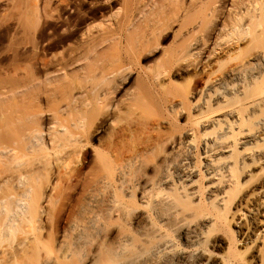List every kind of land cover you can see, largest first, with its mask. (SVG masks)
<instances>
[{"label":"bare ground","instance_id":"bare-ground-1","mask_svg":"<svg viewBox=\"0 0 264 264\" xmlns=\"http://www.w3.org/2000/svg\"><path fill=\"white\" fill-rule=\"evenodd\" d=\"M201 6L205 7L206 5ZM263 7L262 11L261 9L258 10L260 15L255 10L259 17H264ZM205 8L203 13L206 15ZM246 10L245 13L249 12H246ZM255 11L254 14L251 13L253 16L250 12L247 13V16H243L246 15L243 11L241 16L235 12L237 17L232 16L233 21L227 19L231 22L225 20L228 23L224 22V26L222 25L224 29L221 28L222 26L218 27L217 32H220V34L226 31V33H223L224 35H220L215 32L216 30H213L214 36L209 35L211 37H205L204 40L201 37L203 41L199 40V36L194 35V33H198V30L194 32L193 29H198V26L196 28L192 27V31L186 28V26L188 28L191 26L190 23L193 25L195 22L183 23L187 29H183L182 26L183 32L191 31V36L197 37L193 36L196 41L186 37L188 32L184 33V38L188 39L189 42L192 40V42L186 41L189 44H182L185 40L181 38L179 42L182 43L181 45L176 44L179 47L176 46L178 48H174V52L172 50L170 54V50H168L170 55L165 54V52L162 53L164 56L168 55V57L165 56V59L168 60L165 61L163 58L164 62L160 63L158 69L163 68L164 70L163 72L162 69H160V72H155V70L156 75L153 72L149 81L150 85L159 94V103L154 101V96H151V89L147 91L150 93L147 96L150 102L160 104L159 108L162 111L160 118L158 115L156 121L151 122L149 121L151 117L146 119L148 115L144 113L148 111V114L151 109L149 108L151 104L148 103V98L145 96L147 98V101H145L142 94L131 95V110L134 109L135 112H139L138 115L140 114L137 116L140 119L133 122L134 124L132 123L134 127V131L131 130L132 133L138 134L135 135L136 137L131 143V149L128 148L131 152L130 150L128 152L126 148L127 152L131 154H126V151H123L125 146L124 149L121 148L123 149L122 153H119L120 148L117 150L115 147L117 155H115V149H113L114 153L112 154L107 153L112 152L111 149L109 151L105 150V152L107 151L106 154L104 152L103 155L101 153V157L98 156V159H100L97 161L101 164V169L99 174H94L95 180L92 178L93 181L90 180L92 183L88 182L93 174L87 180L82 177V182L79 181L81 179H78L82 183L83 190H86V192L88 190L87 194L85 193L87 198L84 197V199H87L84 201L87 203H85L84 210V206L79 207L87 212H81L84 214V219L81 217V222L76 221V219L75 222L72 221L74 224L72 223L70 225L72 227H69L71 233L69 236L72 242L69 243L70 246H64L62 257L57 261L58 264H74L81 242L87 241L90 237L91 242L89 244H91L92 253L89 257L86 256V260L87 262L92 261L94 264H247L246 256L250 252L252 259L257 258L259 246L264 243V20L262 21L264 18L262 17L259 21L261 23L258 24L255 20L259 17H254ZM238 15L240 19H238ZM162 63L164 65H161ZM161 72L167 74V76L165 74L164 76L168 78L164 80V76H161L163 80H160L159 74L163 75ZM147 80L149 79L147 78ZM23 116H20L23 118L22 120L19 117H17L19 120L16 118L18 124L20 120L21 124L30 122L29 115L25 117L24 114ZM145 116L147 117L145 118ZM24 119H28L25 120L28 123L23 121ZM14 122L15 120L10 123L14 126L16 123ZM4 124L6 123L0 124V158H2L1 154L4 156L8 153V148L10 153L13 151L11 149H14L16 154L15 147L13 148L11 145V148L8 145L12 142L8 141L9 131L5 132L8 124L5 128L1 127ZM74 124L76 123L71 125L74 127ZM71 125L70 128L68 127L69 131L74 129L71 128ZM2 128L5 129L2 130L3 132L1 131ZM63 128L61 127V129ZM92 128L91 125L90 129L87 128V131L89 129L90 132L88 131V133L93 136L94 133L91 134ZM29 129L31 131V128ZM64 129L63 133H66L67 129ZM48 132L50 134V130ZM6 133L8 134L6 135ZM73 133L78 135L79 141L83 140V143L86 141L85 145L89 144L85 137L81 139L87 133L81 135L75 130ZM73 133L71 131L70 137L76 136ZM57 134L52 135L54 141H51L54 144L50 141L52 136L49 135L50 137H48L51 149L55 146L52 149L53 152L58 149L56 146L59 147L57 142L61 135ZM89 134L88 136L91 138L92 136ZM4 135L7 136L6 141L3 140ZM17 136H20L19 133ZM21 136L23 137V135ZM55 136H57L56 139L59 138L56 142L58 145L55 144ZM22 137L14 139V144L16 141H24V145L25 139ZM78 137L74 138L70 146H73L74 141L79 139ZM61 139L59 142L62 141ZM68 140L69 143L71 139ZM88 140L92 139L88 138ZM67 142L65 141L69 146ZM61 144L62 142H60ZM77 144H81V142ZM65 146L63 147L66 148ZM61 147V151L58 150L62 158L63 155H66L65 158L67 159L71 156L68 160L72 163V160L77 157L75 155L78 154L75 153L74 155V150L78 149L75 148L76 145L72 147L74 150L69 149L70 147L66 148L69 152L73 151L75 158L72 160L71 158L74 157L71 155L72 153L64 154L67 150L65 149L66 151L63 153L64 150ZM95 152L97 151L95 150ZM60 153L55 152L54 154L57 157V154ZM124 153L128 155V158ZM49 155L46 154L44 156L47 157H42L46 160ZM22 158H20V161L23 160ZM58 159H55V161L59 163V166L60 164L61 167L67 164L64 162L66 159L63 158L64 165ZM26 161L27 164L30 162L29 160ZM33 164L30 165L33 170L30 169V171L34 173L41 166L39 161L35 162V165H39L36 166L37 169ZM43 164L41 165L43 166ZM67 165L66 167H68ZM11 166L13 168V165ZM98 168L100 167L98 166ZM15 169H8L7 171L10 170L9 172L13 174ZM7 171L5 172L7 173ZM30 171L29 173L32 174ZM5 172H2L5 175L0 174V184H5L4 188L8 182L14 184V182H20L24 178L26 181L29 174L28 171H25L27 176L21 177L25 176V173L21 175L22 171H20V174L16 172L15 175L8 176ZM81 172H77L79 173L78 178L82 176H80ZM1 175H4V178ZM89 184L92 185H90V189H87L86 187ZM20 185L19 191L24 187L23 181L22 184L20 182ZM20 185L18 183V186ZM14 186L17 189V184H14ZM10 188L12 191H10ZM5 189L8 191V198L10 195L13 197L15 193L17 194L13 185L8 184ZM38 189L40 188L38 187ZM13 190L15 193H13ZM0 194H5L2 196L7 200L6 192L3 191ZM19 195H22V193H18ZM18 200L17 202L20 203V200ZM22 200L23 204L20 203V207L24 206L27 211L23 210L28 212V215L21 209L18 212L22 211L24 214H21L26 215V217H31V214L32 217L33 214L37 216V212H40V209L38 210L40 203L37 202L39 199H34L37 200L35 202L31 200L32 202L28 203V200L25 202ZM5 211L7 212V210ZM10 214H13V212ZM83 214H80V216H83ZM16 215L18 216V214ZM7 216H5V219ZM36 219L34 220L37 224ZM29 220L27 221L30 222ZM31 222V224H34L32 220ZM32 227L33 230L30 229ZM32 227H27V229H30L29 233L31 234L28 233L29 235L21 239L17 247L30 244L33 249V257L36 258L39 254L38 245H41L42 242L37 233L38 230L36 231L34 228L36 226L32 225ZM103 229H108L109 233L106 232L110 236ZM101 231L107 235L108 240L110 239L108 236L111 237L108 244H106L107 242H101V238L104 239V236L101 237ZM235 234L239 235L237 241L234 239ZM3 243L4 239L3 241L0 239V264L8 262L11 256L14 255L15 249L13 247L16 246H14V242L12 243L13 247ZM240 246L245 250L239 249ZM83 252V255L88 253Z\"/></svg>","mask_w":264,"mask_h":264},{"label":"rangeland","instance_id":"rangeland-1","mask_svg":"<svg viewBox=\"0 0 264 264\" xmlns=\"http://www.w3.org/2000/svg\"><path fill=\"white\" fill-rule=\"evenodd\" d=\"M204 4L206 8L201 6ZM262 6H264V0H0V124H8V128H5V126H7L6 124L1 126L6 129L2 128L1 131H9L8 133H10L11 137L8 135V141L12 143H8V145L9 147L12 145V147L16 149V154L14 153V149H11L13 153H10L9 148L8 153L6 152L8 155L4 152L3 155L5 154L6 156H2L1 154L0 174L8 169L11 170L16 168L13 173L14 175L16 172L19 173L22 171L21 175L25 173V176L21 177H26L27 173L25 171L29 173L30 169H32L30 165L33 164V162L36 169L39 166L38 164L35 165L36 161H39L41 166L38 168V170L40 169L39 171L37 170L34 173L30 171L32 174H28L26 181L25 178L22 180L23 186H26L25 189L24 187H22L23 189H20V191L18 189L19 187L21 188L20 182L22 184V181H17V183L14 182L15 185L17 184L18 186V183L20 185L18 187L16 186L17 189H15L14 184L8 182L9 185H13L15 192L17 191L16 194L13 190L16 196L13 195L12 197V195H10L8 198L7 193L9 189L8 187V191L5 189L8 184H6L5 188L3 187L5 184H0V188L5 189H1L0 193H3V191L6 192L7 197L6 200V198L2 196L5 194H0V199L5 200H0V210L2 209L0 211V216L2 215L0 218V239H2V241L4 239V243H7L6 245L8 246L10 245L13 247V244L14 246L16 245V248L13 247L15 251L13 250L14 255L11 256L12 259L10 258L8 262L4 264H58L57 261L62 257L64 246H70L72 242L69 236L71 235L69 231L72 227H70L73 223L72 221L75 222L76 219V221L81 222V217L84 219V214L81 212H87L83 210L87 204L84 202L87 200L84 199V197L87 198L86 194L88 190L86 192V190L82 188V183H80L82 182V177L87 180L93 174L92 177L88 179V182L92 183L91 181L95 180V175L99 174V170L101 169V164L97 161L100 159H98V156L101 157L105 150L109 151L111 149L112 152H106L112 154L114 153L113 149L116 151V148L117 150L120 148L119 153H122V150L125 148L123 151H126V154H131L128 153L131 149V143L135 139V135L138 134H134L131 131L134 129L133 122H137V120L140 119L137 117L140 115H138L139 112H135L134 109V111L131 110V95L137 93L142 94L145 101H147L151 93V96H154V101L158 102L159 94L149 82L151 75H153L155 70V72H160V69H162L161 71L163 72L164 69H158V66L163 60H168L165 58L171 54L172 50L173 52L175 51L174 48L177 49L179 47L176 44L181 45L182 42H179L181 38L185 40L182 44H189L192 42V40L189 42L188 39L184 38V33H189L186 34L187 38L195 40V38L199 36V40L203 41L205 37L214 36L215 33L213 30L217 32L219 30L218 27L224 26L225 20L231 19L232 16L236 18L237 14L241 16L244 13L246 15L243 16H247L249 12L250 14H254L255 10L258 12V10L261 9L262 11ZM203 7L207 13L206 15L203 13ZM245 10L249 12L245 13ZM256 11V16L254 15V17L257 18L260 13L258 12L257 14ZM235 12H237V14ZM250 14L248 15L250 16ZM253 14L251 15L253 16ZM262 17H259L260 19L257 18L255 21L260 24L261 22L259 23V21ZM235 18L233 19L236 20ZM238 19H240V17ZM231 20L227 21L231 22ZM263 20L264 19H262V21ZM184 22H188V24L190 22H195V27L194 24L192 25L190 23L191 26L187 24L190 27L188 28L186 26V28L191 30L198 26V29H193L194 32L198 30L197 34L193 32L197 37L193 35L195 37L193 38V36H191L192 30L183 32V29H186L183 25ZM223 26L221 27L222 29H224ZM217 33L220 34V32ZM223 33H226V31L222 32L220 35H224ZM186 41L189 43H186ZM176 46L178 47L176 48ZM168 50H170V54ZM164 52L168 54L165 55L166 57L163 55ZM161 65H164V63ZM164 74H159V76L163 77ZM165 75L167 76V74ZM147 78L149 80H147ZM161 78L160 80H163V78L165 80V78L167 79L168 77L164 76L162 79ZM149 90L150 93L147 92ZM155 95L157 96L155 97ZM151 102L150 100L148 102L151 104V107L148 105V107L151 108L149 113L147 114L148 111L144 113L148 115V117L145 116V118L147 117L146 119L151 117L149 120L150 122L153 120L156 121L158 117L160 118V114H162L159 108V102H153L154 104ZM131 111L133 112L131 113ZM22 114H25V117L29 115V123L25 121L28 119L23 120L28 124H24V122L22 124L20 123L24 118ZM20 116H23V118ZM17 117L21 119L19 124L17 123L18 121L16 122ZM19 118L17 119L19 120ZM14 120L16 123L14 122L15 124L13 123V126L10 122ZM72 123H76L74 127L71 125ZM70 125L72 126L71 128H74L72 130L70 129L72 133L74 130L81 135L87 133V135L82 136L81 139L85 137L89 144L85 145V140L84 143L83 140L79 141L80 138L78 135L73 133L79 138L76 139L78 140L77 143L81 142V144H75V140L73 146H70L72 145L71 142L76 137H70ZM91 125L93 127L92 131H94H91V134L94 133V137L88 133ZM24 126L27 128L25 129ZM61 127L64 130L67 129L66 133H63ZM29 128H31V131H29ZM87 128H89L88 131ZM94 129H97V132ZM49 130L50 134H48ZM8 133H6V135ZM18 133L20 135L19 137L23 135L22 138L25 139L24 145V141H19L20 143L16 141L17 144L16 142L14 144L13 140L19 138L17 136ZM53 134L61 135L62 139L61 137L60 139L62 141L60 142H62V147L59 142L60 139H56L57 136H55V144H59V147H56L58 149L61 147L64 150L63 153L69 147V149H71L76 145L75 148H78V151L72 148L74 150V155L78 153L75 155L77 156L76 158L72 153L73 151L69 152L67 150V152L64 153H72L71 155L74 157L72 156L73 158H71V160L75 158L71 163V161L68 160L71 156L67 159L65 158L66 155H63V158L66 159V161L68 160V162H64L67 164L71 163L69 166L65 164V166L61 167V164L59 166V163H56L55 159L61 156V149L59 151L55 148L58 151H52L55 146L51 149L49 142L51 140L54 141ZM88 134L93 138H90ZM87 136L92 140H88ZM6 137L5 135L3 136L4 141H6ZM48 137L51 138L50 141ZM64 139L66 142L68 139H71L69 143L67 142L69 146L63 141ZM64 145L68 148H64ZM129 147L130 149H128ZM95 150L97 152H95ZM45 152L48 155L51 153L50 155L53 157L49 155L45 160L44 157H47L44 156L46 155ZM55 152L60 153L57 154L58 156L60 155L59 157L57 156L58 158L56 154H54ZM115 153V155L118 154L117 151ZM25 154L27 155L26 157ZM19 155L21 156L19 157ZM54 157L56 158L53 160ZM126 157L128 158V155H126ZM20 158L23 160L21 159L22 161H20ZM61 158L58 160L61 161ZM17 160L20 162L18 163ZM26 160L30 162L28 161L29 163L27 164ZM41 161L42 163H40ZM14 162H17L18 165ZM64 162H62V164ZM41 164H43V166ZM11 165H13V168ZM23 166L25 168H22ZM98 166L100 168H98ZM17 169L19 170L17 171ZM9 171L5 173L8 176H12L13 174ZM78 171H82L80 174V176H82L80 178H78ZM4 175H1L3 176L2 178H4ZM8 176L6 177L8 178ZM78 179H81L79 180L80 182ZM90 185L92 184L84 187L90 189ZM29 186L31 187L29 188ZM38 187L40 189H38ZM11 188L10 191H12ZM35 188L36 190H34ZM18 193H22V195L18 196ZM17 198L20 200L21 204H23L21 199H23V202L28 200L27 203L32 202L31 200L39 199L40 201L34 200V202L37 201L41 204H39L38 208V210L40 209V212L38 211L39 214L37 212V216L33 214V217L31 214L33 219L29 216L26 217L28 212H25L27 210L24 209V206H22L23 208L20 207L21 204L17 202ZM8 199H11L10 202ZM37 202L36 204L38 205ZM5 204L6 207L4 206ZM81 205L82 207L84 206L83 210L79 208ZM17 207L20 208L18 209ZM20 209L25 212L26 215H23L24 213L22 211L18 212ZM5 210H7V212ZM11 212H13V214H10ZM5 213L9 215L7 216ZM16 214H18V216ZM80 214H83V216H80ZM21 215L23 216L21 217ZM5 216H7L6 219ZM34 219H36L37 224ZM27 220L30 222L32 220L34 224H31L32 222L30 223ZM32 225L36 226L34 228L36 231L38 230L37 233L42 242V244L39 243L41 245H38L39 254L36 258L33 257V249L30 244L17 247L21 239L31 234L29 231L30 229L33 230ZM28 226L32 228L27 229ZM106 231L108 232V229L104 230V232ZM107 232L106 234L109 233ZM104 234L102 233L101 237L104 236V239L101 238V242H107L106 244H108L111 237H109L110 235L108 234V238H110L108 240L106 237L107 235ZM88 239V243L85 240V242H81L82 244L79 246V251L77 250V257H75L76 260H74V264H94V262H87L86 260L92 253V247L91 244H89L91 242V237L89 240ZM234 239L237 241L239 235L235 234ZM7 240L8 242H6ZM239 249L242 251L245 250V248L241 246ZM82 251H84L83 253H88L83 255ZM83 256L87 257L85 258ZM246 261L247 264H264V243L259 246L257 258L252 259L250 252L247 253Z\"/></svg>","mask_w":264,"mask_h":264}]
</instances>
